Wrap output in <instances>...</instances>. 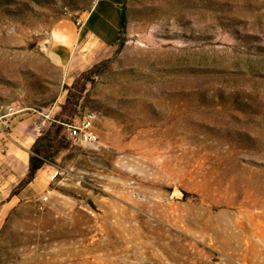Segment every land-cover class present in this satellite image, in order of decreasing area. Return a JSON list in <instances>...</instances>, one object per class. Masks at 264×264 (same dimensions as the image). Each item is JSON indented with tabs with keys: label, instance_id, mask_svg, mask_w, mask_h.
I'll return each instance as SVG.
<instances>
[{
	"label": "rangeland",
	"instance_id": "1",
	"mask_svg": "<svg viewBox=\"0 0 264 264\" xmlns=\"http://www.w3.org/2000/svg\"><path fill=\"white\" fill-rule=\"evenodd\" d=\"M119 3L0 0V145L65 138L0 214V264H264V0ZM86 110L81 147L60 123Z\"/></svg>",
	"mask_w": 264,
	"mask_h": 264
},
{
	"label": "crops",
	"instance_id": "2",
	"mask_svg": "<svg viewBox=\"0 0 264 264\" xmlns=\"http://www.w3.org/2000/svg\"><path fill=\"white\" fill-rule=\"evenodd\" d=\"M108 4L119 6V0H107ZM93 10V9H92ZM117 19L120 22L121 11L115 9ZM89 18L87 20V23ZM86 23V26H87ZM86 30V29H85ZM86 34L92 37H98L99 35L91 30H87ZM21 124H18L15 129L8 134L7 140L9 143H5V148L0 145V214L3 210L10 209L20 199L32 198L35 196V191L42 190L48 186L50 179L52 178V171L48 166H43L36 172L35 178L25 187L19 189L16 193H12L16 189L19 182L25 178L28 171V160L30 155V148L34 140L40 135L36 134L30 138L27 144L15 142L17 140V129ZM23 127V126H22ZM22 138H19V140ZM23 140V139H22ZM2 215H0L1 217Z\"/></svg>",
	"mask_w": 264,
	"mask_h": 264
},
{
	"label": "trees",
	"instance_id": "3",
	"mask_svg": "<svg viewBox=\"0 0 264 264\" xmlns=\"http://www.w3.org/2000/svg\"><path fill=\"white\" fill-rule=\"evenodd\" d=\"M124 26V17L121 11L120 14V27L121 29ZM122 46V42L118 45L120 48ZM99 67V65H94L90 69L82 72L80 77L74 81V83L67 87V94L65 101L68 104L75 106L81 97V94L84 90V83L88 82L95 70ZM79 79L83 80V83L78 87L77 82ZM61 128V127H60ZM62 129V128H61ZM64 137L61 136L59 129L54 130L52 132H46L39 135L33 142L30 148V155L28 160V171L16 189L12 191V193H16L17 190L25 187L35 178L36 172L41 169L43 166L52 165L54 163V159L59 155V153L64 149L65 142Z\"/></svg>",
	"mask_w": 264,
	"mask_h": 264
},
{
	"label": "built area",
	"instance_id": "4",
	"mask_svg": "<svg viewBox=\"0 0 264 264\" xmlns=\"http://www.w3.org/2000/svg\"><path fill=\"white\" fill-rule=\"evenodd\" d=\"M8 114L16 113L13 107L7 108ZM99 114L94 110H86L82 115L72 122H61L65 134L69 140L78 146H94L99 143V135L96 130V123ZM48 200V195L44 194L40 198L39 209H43Z\"/></svg>",
	"mask_w": 264,
	"mask_h": 264
}]
</instances>
